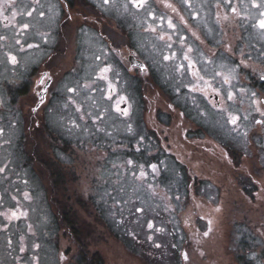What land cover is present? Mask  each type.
I'll list each match as a JSON object with an SVG mask.
<instances>
[{
  "label": "rangeland",
  "instance_id": "obj_1",
  "mask_svg": "<svg viewBox=\"0 0 264 264\" xmlns=\"http://www.w3.org/2000/svg\"><path fill=\"white\" fill-rule=\"evenodd\" d=\"M109 1L110 10L113 5L122 7L116 9V18H100L103 33L114 36L115 22L124 19L121 13H130L136 26L137 59L147 66L148 74L129 69L125 56L117 53L116 57L105 43L100 49L101 40L87 39L82 43L87 55L79 76L84 87L72 88L74 92L57 89L50 107L44 109V105L30 119L28 94H11L14 124L5 127L0 136L1 141L8 138L12 143V152L0 147V212L16 207L23 215L18 228L13 224L1 228L0 224V264H264V124L256 122L264 120V91L252 89L246 74L264 67V34L256 29L247 35L241 32L258 17V10L251 8L250 0H243V4L228 0L224 9L223 4L218 5L220 0L180 4L183 8L190 5L201 33L217 45L215 59L219 64H203L207 58L202 61L196 39L182 41L192 49L191 63L198 67L195 73L220 93L216 110L214 99L210 103L191 90L188 93L185 86L200 85L197 76H189L188 67L178 77L170 51L162 61L165 47L145 32L154 22L146 17L151 0L140 9L128 0ZM23 4L27 8L28 2L23 1L20 9ZM43 5L48 6L45 0L36 9H43ZM233 7L240 15L233 13ZM218 12L224 17L228 12L231 47L229 44L226 49L224 31L218 27L224 20H218ZM250 14L255 18H248ZM178 36L164 42L172 44L179 41ZM119 41L113 38L115 45ZM98 55L99 63L94 59ZM166 56L171 58L166 60ZM24 59L25 55L20 57ZM49 65L47 68L54 71ZM63 68L59 65L56 72L60 74ZM104 68L109 71L101 73ZM3 72L0 85L5 80ZM101 75L109 85L98 80ZM255 79L260 81L259 75ZM134 82L139 86L134 87ZM158 84L168 90L166 95ZM140 90L144 92L138 98ZM8 92L0 86L2 96ZM123 96L127 97V111L130 108L127 118L117 111ZM63 97L69 98L68 103ZM186 106L184 116L173 115L172 109ZM156 114H161L162 120L172 118L164 131L161 124L167 123L159 121ZM232 116L238 117L236 124L229 122ZM43 119L59 139L44 137ZM201 125L221 133L220 143L206 135ZM140 147L145 149L144 158L149 153L163 162L153 169V160H148L152 169L149 177L140 175L139 157L133 152ZM222 147L230 150L227 156ZM130 154L133 164L127 160ZM39 158L55 160L51 167L61 168L64 180L58 190L48 191L49 178L47 171L39 170ZM200 180L209 187L197 193ZM53 199L70 215L73 231L70 227L67 230L72 232V241L53 221L59 205L49 210L45 207ZM137 208L142 211L137 212ZM18 248L22 254L19 260ZM75 249L80 255L75 253L74 259Z\"/></svg>",
  "mask_w": 264,
  "mask_h": 264
},
{
  "label": "flooded vegetation",
  "instance_id": "obj_2",
  "mask_svg": "<svg viewBox=\"0 0 264 264\" xmlns=\"http://www.w3.org/2000/svg\"><path fill=\"white\" fill-rule=\"evenodd\" d=\"M23 1H27L28 6L27 8H25L26 5L23 4V8L20 9L19 4H21ZM149 1L150 0H147V3H149ZM43 2L44 0H38V2L37 0H16V4L14 3L15 5H5L4 0H0V36L5 37L4 40H0V73L4 71L3 73L5 74V80L0 86L3 90L8 89L9 91L8 94H4V96L0 94V136L5 130V127L14 124L13 119H15V117H13L12 112L14 111V106L12 105L13 97L11 94H28V102H31V104H27L29 111L27 107L26 111L28 113L27 116L30 119L37 114L38 110H42L44 105V109L50 107V98L56 95L55 91L57 89L77 88L84 87L86 85L84 83V79L79 78V76L81 75L80 72L82 69V64L84 63V58L87 55L85 49H83L82 43L84 40L87 41V39H90L96 42L98 41V39L101 40L100 49L103 48V43H105L108 51L110 50L111 52H114L115 56L117 53L119 55L125 56L126 62L128 61L129 69H132L134 71L138 70L140 72L144 70L148 74L147 66L137 59V47L134 41L136 26L133 22L132 15L126 12L121 13V15L124 16V19L122 18L119 19L117 23L115 22L116 28H113L112 34L114 36H109L107 35V33L104 34L102 27L100 26L99 20L101 17L105 18L109 16L116 18V16H114V14L117 13L116 9H118L120 6L122 7V5H113V10H110V7L107 6V4H110L111 1L105 3L103 0L102 2H100V0H45V4L48 6L46 7L45 5H43V9H36V7H39L40 4H43ZM182 2L185 4V2L182 0H151V5L146 10V17L149 20L153 19L154 22L152 24L153 26H151L150 29H146L145 32L149 31L152 36L158 38V43H161L159 45L165 47V50L162 52L161 56L162 61L164 58V54L167 53L169 55V51L171 53V56H174L170 60L173 61L175 75H177L178 77L180 75H183L184 67H188L190 73L189 76H197L199 78L200 85H196L194 87H189L188 85L185 86V88L189 90L188 93L192 92L195 95L197 94L206 102L209 101L210 103H212V99H214L215 102L212 104V107H215V109L218 110L222 99L220 93L216 92L214 86L208 87L207 82L203 79H200L201 75L195 73L196 69L198 70V67L195 66V63H191V57L194 56V54L192 53V49L190 46L185 45L187 44L186 42L182 41L188 37L192 40H194V38L196 39V45H198V47L200 48L199 52L202 55V61L204 57L207 58V60H204L203 64L214 62H216L215 65L219 64L217 59H215L219 55L216 53L217 45L213 44L214 42L210 39L209 35H203L201 33L200 26L197 22H195L196 17H192L193 15L190 13V5H185V8H183L180 5ZM228 2V0H220V3L218 5L223 4L224 9V3L228 5ZM165 3H170L172 7L176 9V11L174 12L172 8L165 7ZM257 10L258 12L260 11V9ZM13 12L17 13L15 19H12ZM28 12H32V15L29 16L27 14ZM41 12L44 13L43 16L40 15ZM223 12L222 14L218 12L217 18L218 20H220V17H223L222 20H224L221 21L222 23L219 21L218 27H220L224 31L223 38L225 37L227 41L225 45L226 49L229 44L231 47V43H229L230 23L228 22L229 19L227 18L229 11L225 13V17ZM5 17H8L9 20H12V22L8 23L5 20ZM33 17L41 20V24L34 23L35 20ZM169 20L173 22L175 28L168 27ZM46 21H48V23L43 26V23H45ZM255 23L256 19L252 20V22L247 25V27H244L242 29V34L247 35V33H249L248 31L251 29L259 30L257 27H254ZM24 24L29 25V28L27 30H24L22 28V25ZM162 28L164 29L163 31L161 30ZM216 30L218 31V33H220L219 28H216ZM238 33L239 37L242 36V34L239 32V29ZM175 35H179L177 38L179 41L169 44V47L168 43L172 42V39H175ZM116 37L120 41L115 45L113 43V38ZM161 37H163V39H161ZM17 40L20 41L19 44L16 43ZM165 40L168 43L164 42ZM183 44L186 47H184ZM29 45H32V47H29ZM129 46H131L132 48ZM224 50H222V52ZM9 54L16 57L15 63L9 61ZM23 55H25V59L21 61L20 57ZM94 59L99 63L100 55L95 56ZM62 61H67V63H64ZM47 63H50L49 66H52L55 72L47 68ZM190 63L191 67H189ZM59 65H62L64 67L60 74L56 72ZM101 65L104 66V63H101ZM181 65H183L182 68ZM20 67H22V69H20V72L18 73L17 71ZM45 73L48 74L47 77H44ZM194 73L196 75H194ZM246 74H248L249 85L252 89H256V91H264V67H259L258 71H248L246 72ZM258 75L260 77V81H256L255 79ZM11 77H13V79ZM48 77H50V79ZM73 77H76L77 79H74L72 81ZM41 78L45 79L44 84L39 83ZM98 80H103V85H109L108 80L105 81V79H101L100 77L98 78ZM158 80H161V78H159ZM146 82L152 81H142L141 84H145ZM158 82L161 83L162 81ZM134 83V87L139 86V84H136V82ZM159 85L162 94L166 95L168 93V90L163 88L161 84H158V86ZM143 92L144 90H140L138 92L139 94L137 93V97H141ZM48 96L50 97L48 98ZM174 97L181 101V99L176 96V94H174ZM63 98L65 102L68 103L69 98ZM118 108L121 109V111L119 112L122 113V118H127L129 116L130 108L127 111V97L123 96V100H121V102L118 104ZM186 108L187 106L184 108L179 107L175 110L172 109V113H174L173 115L177 114L178 116H184V114L187 112ZM7 109L8 112L5 111ZM123 110H126V114ZM156 115H159V121L163 122V124L167 123L165 125L161 124V127H163L161 128V130L164 131L165 127H169V123L172 118L170 116H166L165 120H162L161 114ZM40 126H42L41 128L44 129V132L46 134V136L44 137H55L59 139L57 135L51 133V130L49 128L50 126L47 125L46 122L44 123V119ZM200 127L203 126L201 125ZM203 128L205 129V127ZM149 132L155 133L151 131ZM214 132L215 131L213 130L209 131L208 129H205L206 135L210 136L211 138L217 139L218 143H220V139L222 138L220 137L221 133L218 135ZM185 135L186 132H183V136ZM62 141L66 142L65 139H62ZM11 144V140H9L8 138H6L4 141L0 140V147L7 148L9 152H12ZM19 144L20 143L18 141V145ZM152 144L153 146H155L154 143ZM128 148L132 149V146ZM139 149H142L143 154H145V149L142 147L138 149L134 148L133 152ZM222 150L224 151L225 156H227V153H230V150H228L227 152V150L223 149V147ZM235 153L236 152H233V154ZM131 156L132 155L130 154L129 158H127L128 163L129 161H131ZM149 156H152V158ZM155 156L156 155H149V153H146V157L143 158V162H140L143 173L147 174L148 172L152 171V169L149 168V159L153 160L152 164L155 165V167L163 163L157 158L155 159ZM238 158L239 157H236L235 160H237ZM37 161L38 165H40V171L41 169L46 170V166L50 167L52 165H55V160L51 161L50 159L43 160L39 158L37 159ZM33 173H35L34 170ZM147 175V177H149V174ZM48 180V191L51 192L52 182L51 179ZM197 183H199L198 187L200 188L197 193L203 192L202 187L206 186L205 190H207L209 187L207 185H204L201 180ZM59 203V200L53 199L51 201V205L48 206L46 204L47 206L45 207H47L49 210L50 207L54 208L58 206ZM18 206H21L20 203L18 204ZM15 209L16 207L11 210L6 209L4 210V212L10 213L11 211H15ZM56 214V212L53 214V221L56 222V225L60 227L63 233L72 241V232H69L64 224L62 225L59 221L56 220ZM1 218H3L1 219L3 223H0L2 224L1 228H7L9 224H13L15 228H18L21 225V223H19V220L22 219L21 217L19 219L12 220L11 222L6 220L3 216H1ZM23 223H25V221H23ZM78 251L79 249H77L76 252H73L71 258L75 259V253H79ZM17 252L19 260L22 258V254H20L19 248ZM78 262L80 263L81 261Z\"/></svg>",
  "mask_w": 264,
  "mask_h": 264
},
{
  "label": "snow or ice",
  "instance_id": "obj_3",
  "mask_svg": "<svg viewBox=\"0 0 264 264\" xmlns=\"http://www.w3.org/2000/svg\"><path fill=\"white\" fill-rule=\"evenodd\" d=\"M37 2H38V0H37ZM104 2H105V3H108L109 0H104ZM184 2L187 3L188 0H184ZM14 3H15V0H4V4H5V5L14 4ZM129 3H130L133 7L137 8V9L145 8V7L147 6V0H129ZM241 3L243 4V0H241ZM250 6H251V8H254V9H261V10L259 11V13H258V18H256V23H255L254 27H257L259 30H261V33L264 34V0H250ZM165 7L172 8V10H173L174 12L176 11V9L173 8L172 5H171L170 3H165ZM245 8H247V5H245ZM232 11H233V13H235L236 15H240V12L237 10V8L233 7V8H232ZM27 14H28L29 16H31V15H32V12H28ZM16 15H17V13H16V12H13V13H12V19H15ZM40 15L43 16L44 13L41 12ZM150 15H151V13H150ZM248 18H255V17H254L252 14H250V15L248 16ZM5 20H6L8 23H11V22H12V20H9L8 17H5ZM168 27H169V28H175V25L173 24V22H172L171 20L168 21ZM22 28H23L24 30H27V29L29 28V25H28V24H24V25H22ZM153 30H154V29H153ZM4 39H5V37L0 36V40H4ZM161 39H163V37H161ZM16 43L19 44L20 41L17 40ZM29 47H32V45H29ZM169 47H170V45H169ZM170 58H171V57H167V56L165 57L166 60H167V59H170ZM186 58H187V57H186ZM8 59H9V61L12 62V63H15V62H16V57H15L14 55L9 54ZM181 67H183V65H181ZM189 67H191V63L189 64ZM108 71H109L108 68L101 69V73H107ZM47 75H48V74L45 73V74H44V77H47ZM194 75H196V74L194 73ZM230 76H231V72H229V74H228V77H230ZM228 77L225 78V82H228ZM48 78L50 79V77H48ZM100 78H101V79H104V76L101 75ZM200 79H202V77H200ZM39 83H40V84H44V83H45V79H44V78H41V80L39 81ZM68 91H69V92H74L75 89L69 88ZM232 98H233V97H232V94L229 93V95H228V99L231 100ZM121 100H123V97H121ZM257 110L259 111V109H257ZM117 111H121V109L117 108ZM123 111H124V113L126 114V110H123ZM261 116H264V112H261ZM237 120H238V117H236V116H232L229 122L232 123V124H236ZM256 122H257L258 124H264V120H257ZM131 163H132V162L129 161V164H131ZM153 169H155V165H153ZM0 171H3V169H0ZM140 175L143 176L144 173L141 172ZM136 211H137V212H141L142 209L137 208ZM20 215H23V213L18 214L17 211H11L10 213H8V212H0V216H3V217H4L6 220H8L9 222H11L12 220L19 219V216H20ZM148 227L151 229V228L153 227V225H152L151 223H149V224H148ZM204 235L207 236L208 233L206 232V233H204ZM151 239H152V237H149V240H151ZM9 243H11V242H9ZM157 247H159V245H157ZM23 250H24V249L21 248V251H23ZM185 259H187V255H185Z\"/></svg>",
  "mask_w": 264,
  "mask_h": 264
},
{
  "label": "trees",
  "instance_id": "obj_4",
  "mask_svg": "<svg viewBox=\"0 0 264 264\" xmlns=\"http://www.w3.org/2000/svg\"><path fill=\"white\" fill-rule=\"evenodd\" d=\"M135 152H136L135 153L136 154L135 158L139 157V162H143V158H144V155H145V154H143V150L139 149V150H135ZM44 171H47L48 178L51 179L52 189L53 190H58L59 186L62 183L61 181L64 180L61 168L46 166V170H44ZM58 208L59 209H58V213H57L58 215L56 214V220L59 221L62 225L64 224L66 226V228L70 227V231H73L72 230V221H71L70 215H68L67 211L62 209V204L59 205ZM60 209H62V210H60Z\"/></svg>",
  "mask_w": 264,
  "mask_h": 264
}]
</instances>
